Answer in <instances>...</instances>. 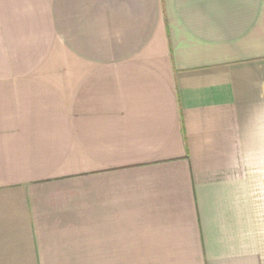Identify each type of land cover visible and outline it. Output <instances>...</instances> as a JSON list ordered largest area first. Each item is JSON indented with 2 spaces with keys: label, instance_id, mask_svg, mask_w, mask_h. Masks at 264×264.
I'll use <instances>...</instances> for the list:
<instances>
[{
  "label": "crops",
  "instance_id": "1",
  "mask_svg": "<svg viewBox=\"0 0 264 264\" xmlns=\"http://www.w3.org/2000/svg\"><path fill=\"white\" fill-rule=\"evenodd\" d=\"M0 264H264V0H0Z\"/></svg>",
  "mask_w": 264,
  "mask_h": 264
}]
</instances>
